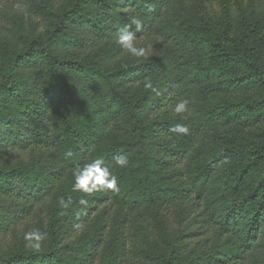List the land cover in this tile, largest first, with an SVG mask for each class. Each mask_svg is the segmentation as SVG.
I'll use <instances>...</instances> for the list:
<instances>
[{
	"label": "trees",
	"instance_id": "1",
	"mask_svg": "<svg viewBox=\"0 0 264 264\" xmlns=\"http://www.w3.org/2000/svg\"><path fill=\"white\" fill-rule=\"evenodd\" d=\"M40 1L0 0V264H264V136L218 134L264 120V96L216 101L242 82L264 87V0H57L56 22L29 29ZM123 31L147 58L120 48ZM178 122L187 134L170 131ZM94 159L119 192L85 209L74 172ZM35 230L47 234L39 250L25 246Z\"/></svg>",
	"mask_w": 264,
	"mask_h": 264
},
{
	"label": "clouds",
	"instance_id": "2",
	"mask_svg": "<svg viewBox=\"0 0 264 264\" xmlns=\"http://www.w3.org/2000/svg\"><path fill=\"white\" fill-rule=\"evenodd\" d=\"M133 25L135 26L136 31L142 29V21L138 17L133 16L131 18L128 27ZM117 42L120 48L131 56L136 58H147V50L144 47H138L136 45L135 36L132 32H121L118 36ZM147 86L153 91H156L152 84L149 83ZM172 112L183 120L184 114L188 112V101L180 100L177 102L172 108ZM170 131L176 134H187L189 128L186 124L178 122L171 127ZM72 155L71 151L65 153L66 157H71ZM112 162L120 168H125L129 163V157L126 153L118 152L112 157ZM74 177L75 183L73 184V190L85 194V197H82L79 200V204L85 209L88 206L87 196L97 192H119L118 178L110 172L103 159H94L91 162L77 167L74 172ZM72 203L73 201L71 197L67 200L62 198L59 201L60 207L63 209H68ZM46 235V233L39 230L27 232L24 236L26 242L25 246L34 250H39L42 246V242L46 239Z\"/></svg>",
	"mask_w": 264,
	"mask_h": 264
},
{
	"label": "rangeland",
	"instance_id": "3",
	"mask_svg": "<svg viewBox=\"0 0 264 264\" xmlns=\"http://www.w3.org/2000/svg\"><path fill=\"white\" fill-rule=\"evenodd\" d=\"M57 0H42L38 4V6L34 9L32 13L33 18L31 21L27 23V28L31 29L32 27H35V24H40L39 29L45 30L48 28V26L52 23H55V16L56 12L59 10L58 5L56 4ZM88 10L89 15L93 19L101 18L102 16V10L99 7H96L93 4H88ZM76 40L78 38L74 36ZM79 42H83L82 40H78ZM85 42H90L89 39L84 40ZM87 51L91 52L93 50L92 43L89 44L87 47ZM59 53H61L64 56H74L75 58L81 59L86 57L87 53L82 56L83 54L76 53V52H69L65 50L64 47H60L57 50ZM123 62V61H122ZM24 77V76H23ZM28 75L26 74L24 77V80L26 82L24 83V89L23 92L26 94L27 87L29 84L27 83ZM37 89L39 91L40 86H37ZM264 96V87H261L255 83H245L242 82V85H234L231 89L228 91H222L217 94L216 101L217 103H221L224 100L228 99L232 102H257L261 100V98ZM229 128H232L233 130L237 131L242 135L243 138H248L250 140H259L260 138L258 136H261L262 133L264 136V133L262 132L264 130V120H262L260 123L252 124L247 117H242L241 121H238L234 123L232 126L228 124H222L219 128V135L221 137H227L229 135ZM250 142L249 141H243L242 139H239L238 142L235 144V148H238L240 150H249ZM153 223V222H152ZM25 229V226L22 227L21 231ZM7 243H10L9 241Z\"/></svg>",
	"mask_w": 264,
	"mask_h": 264
}]
</instances>
